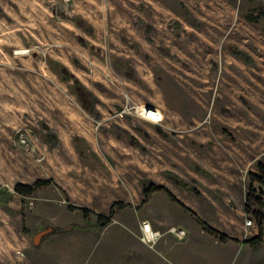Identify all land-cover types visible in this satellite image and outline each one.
Here are the masks:
<instances>
[{
    "label": "rangeland",
    "instance_id": "374dc122",
    "mask_svg": "<svg viewBox=\"0 0 264 264\" xmlns=\"http://www.w3.org/2000/svg\"><path fill=\"white\" fill-rule=\"evenodd\" d=\"M259 10L264 0H0V264H264V241L245 242L264 239V182L252 180L264 181V16L247 18ZM61 66L98 97V116ZM135 105L163 122L121 115ZM38 180L53 184L15 190ZM145 180L196 215L164 192L146 199ZM117 202L128 207L107 228L78 227L80 208L109 215ZM247 219L256 227L245 237ZM144 220L165 234L154 248L141 242Z\"/></svg>",
    "mask_w": 264,
    "mask_h": 264
},
{
    "label": "trees",
    "instance_id": "16d2710c",
    "mask_svg": "<svg viewBox=\"0 0 264 264\" xmlns=\"http://www.w3.org/2000/svg\"><path fill=\"white\" fill-rule=\"evenodd\" d=\"M262 16H264V11L259 10L258 14H256V15L255 14H248L247 18L252 22H259ZM232 52L236 57L240 58L244 62H246L248 64H253V59L247 51L239 49L238 47H233ZM115 67L121 71L124 69L123 65H121V63L116 64ZM124 72H125L124 74L127 77L136 78V75L132 71H130L128 68L124 69ZM60 73L66 74L68 76L69 80L70 79L74 80L73 90H74V92L77 96V99H78L79 103L81 104V106L86 111H88L90 114L98 116V114H99L98 110H97L98 97H96L89 89H87L80 82V80L78 78H76L74 75H72L66 69L65 66H61ZM47 128H48V130L51 131V129L49 127H47ZM45 139H46L47 143L52 145V146L55 145L56 143H58V141H59L57 134L53 133L52 131L49 135H47L45 137ZM259 168H260V172L264 173V167L262 165H260ZM200 171L203 172L204 174H208V172H206L205 170L200 169ZM165 174H166V177L170 181L175 183L180 188L187 190L188 192H190L191 194L195 195L198 198H201V199L204 198V195L193 184L187 182L186 180H184L179 175H177L173 172H170V171H167ZM252 180L255 182L256 181L264 182L257 175H252ZM52 184H53V181H51V180H38L34 184L18 183L15 186V190L18 194H20L23 197H31V196H34L38 191L45 189V188H48ZM159 192L166 193L172 201L176 202L183 209L191 212L193 215H196V213L192 209L188 208L184 203H182L180 200H178L166 186L156 184L150 180L143 181V194H144L146 199L151 197L153 194L159 193ZM209 193L213 194L211 191H209ZM261 203H262V201H261ZM127 207H128L127 204L117 202V203L113 204L109 215L98 214V213L95 214L91 209H88L86 207L80 208V211L82 212V214L85 218V224L78 226V227L82 230H93L96 232L101 231L102 229H105L110 224H112L115 216L117 215V213L119 211L125 210ZM261 209H262L261 211L256 213V217L258 219H260V221H262L264 219V203H262ZM93 215L96 216V219H93ZM203 227H204V229H206L209 232V234H211L213 236H217L218 238H220L221 241L226 242L230 239L227 235L220 233L216 229L207 225L205 222H203ZM263 241H264L263 233L261 232L259 235L255 236L252 239L245 241V242L249 243L252 247L256 248V247H259L263 243Z\"/></svg>",
    "mask_w": 264,
    "mask_h": 264
},
{
    "label": "built area",
    "instance_id": "2783aa9c",
    "mask_svg": "<svg viewBox=\"0 0 264 264\" xmlns=\"http://www.w3.org/2000/svg\"><path fill=\"white\" fill-rule=\"evenodd\" d=\"M133 114L145 121L151 122L153 124H160L164 120L163 112L158 108H148L146 105H135L126 107L121 115ZM21 142L25 143V139L21 138ZM255 222L253 219H247L245 222V237L250 234V229L255 228ZM141 242L150 247L154 248L157 243L165 236L160 230L153 227L149 220H144L140 224ZM166 234L174 237L178 243H184L189 239V232L186 229L180 227H172L167 231Z\"/></svg>",
    "mask_w": 264,
    "mask_h": 264
},
{
    "label": "water",
    "instance_id": "95a60500",
    "mask_svg": "<svg viewBox=\"0 0 264 264\" xmlns=\"http://www.w3.org/2000/svg\"><path fill=\"white\" fill-rule=\"evenodd\" d=\"M148 108H154V107L148 106ZM52 230H53L52 228H48V229H45L44 231H42L41 233H39L34 239L35 245H38L40 243V241L42 240V238L44 236L48 235L49 233H51Z\"/></svg>",
    "mask_w": 264,
    "mask_h": 264
},
{
    "label": "crops",
    "instance_id": "0c3cea01",
    "mask_svg": "<svg viewBox=\"0 0 264 264\" xmlns=\"http://www.w3.org/2000/svg\"><path fill=\"white\" fill-rule=\"evenodd\" d=\"M227 244V243H226ZM234 244H236V243H234ZM242 245L243 247H248V245L247 244H243V243H238V244H236V245ZM171 248H173V246L172 247H170V248H168V250H170ZM168 251H166V253H167ZM168 261V264H179L177 261H175V260H172V259H168L167 260Z\"/></svg>",
    "mask_w": 264,
    "mask_h": 264
},
{
    "label": "bare ground",
    "instance_id": "6f19581e",
    "mask_svg": "<svg viewBox=\"0 0 264 264\" xmlns=\"http://www.w3.org/2000/svg\"><path fill=\"white\" fill-rule=\"evenodd\" d=\"M153 108H151V110H152Z\"/></svg>",
    "mask_w": 264,
    "mask_h": 264
}]
</instances>
